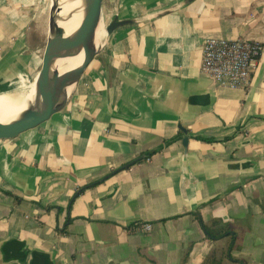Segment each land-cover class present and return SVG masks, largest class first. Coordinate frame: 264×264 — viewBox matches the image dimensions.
I'll return each instance as SVG.
<instances>
[{
  "label": "crops",
  "instance_id": "crops-1",
  "mask_svg": "<svg viewBox=\"0 0 264 264\" xmlns=\"http://www.w3.org/2000/svg\"><path fill=\"white\" fill-rule=\"evenodd\" d=\"M21 1L0 0V87L38 65ZM113 1L136 23L0 141V264H264V0ZM207 39L261 44L246 89L201 73Z\"/></svg>",
  "mask_w": 264,
  "mask_h": 264
},
{
  "label": "water",
  "instance_id": "water-1",
  "mask_svg": "<svg viewBox=\"0 0 264 264\" xmlns=\"http://www.w3.org/2000/svg\"><path fill=\"white\" fill-rule=\"evenodd\" d=\"M193 1L195 0H185L184 4ZM76 2H78L77 13L81 14V21L73 33L65 36L59 23L68 21L74 13L61 15L62 1L51 0L47 37L39 69L27 89L30 91V98L23 110L11 121L0 122V141L15 140L61 114L69 104L85 70L102 49L96 46L95 35L102 20L103 0H76ZM134 23L136 20H124L114 15L105 29L107 40L119 28ZM81 53L83 61L78 67L62 74L59 73L57 63L60 60L75 58ZM179 129L186 135L184 129L181 127ZM187 144L188 137L185 136L182 140L185 150ZM146 158L147 155H143L130 164ZM130 164L124 166L123 169L129 167Z\"/></svg>",
  "mask_w": 264,
  "mask_h": 264
},
{
  "label": "built area",
  "instance_id": "built-area-1",
  "mask_svg": "<svg viewBox=\"0 0 264 264\" xmlns=\"http://www.w3.org/2000/svg\"><path fill=\"white\" fill-rule=\"evenodd\" d=\"M261 52L256 42L207 39L201 48L200 71L220 87L243 90L250 84Z\"/></svg>",
  "mask_w": 264,
  "mask_h": 264
},
{
  "label": "bare ground",
  "instance_id": "bare-ground-1",
  "mask_svg": "<svg viewBox=\"0 0 264 264\" xmlns=\"http://www.w3.org/2000/svg\"><path fill=\"white\" fill-rule=\"evenodd\" d=\"M61 1H62L61 15L74 13L71 19H69L68 21L59 23V26L63 29L65 36H68L71 33H73L75 29H77V27L79 26L80 21H81V14L77 13L78 2H76V0H61ZM49 5H50V0H49ZM105 29H106V24L104 23V20L102 17V20L99 23V26L97 28L96 35H95V44L98 48H102L107 42V35H106ZM40 59L41 57L38 60L39 62H40ZM82 61H83L82 53L75 58L62 59L57 63L58 71L60 74H62L67 71L73 70L76 67H78L82 63ZM25 77H26V80L25 82H23L25 84H21L20 87L0 93V122L7 123L11 121L18 113H20L23 110V108L25 107V103L29 100L30 91L27 89L29 88L30 78H29V75Z\"/></svg>",
  "mask_w": 264,
  "mask_h": 264
},
{
  "label": "rangeland",
  "instance_id": "rangeland-1",
  "mask_svg": "<svg viewBox=\"0 0 264 264\" xmlns=\"http://www.w3.org/2000/svg\"><path fill=\"white\" fill-rule=\"evenodd\" d=\"M23 1H24V3H26L27 6H29L31 8L32 14H33V18L30 22V29H29V32L27 35V46L29 49L28 53L31 54V56H32L31 58L33 60L32 64H30V66H31L30 69L32 70V68H36L34 62L37 63L38 66H37L35 71H32L29 74L27 72L24 73L25 76L29 75L30 83H32L31 79H32V77L33 78L35 77V75L39 69L40 62L38 60L41 57L40 55H42V52H43L42 49H44V45L46 42L45 39L47 37V33H46L48 30V28H47L48 22L47 21H48V12H49L50 5H49V0H23ZM18 2H22V1L18 0ZM50 4H51V0H50ZM120 8H121L120 5L115 3V1L111 2V0H106L105 5L102 9V17H103V20H104V23L106 24V26L110 22V20L112 19L113 15L117 14L120 17V12H121ZM104 46L102 47V49H100L99 53H102ZM39 50L42 52H40ZM37 54H38V56H37ZM25 76L21 75L19 78L14 79L8 86L3 87V88L6 91H9L13 88L15 89L16 87L19 86V84H17L18 79L22 80L21 84H25V83H23L26 80ZM27 79H28V77H27ZM21 84H20V86H21Z\"/></svg>",
  "mask_w": 264,
  "mask_h": 264
},
{
  "label": "flooded vegetation",
  "instance_id": "flooded-vegetation-1",
  "mask_svg": "<svg viewBox=\"0 0 264 264\" xmlns=\"http://www.w3.org/2000/svg\"><path fill=\"white\" fill-rule=\"evenodd\" d=\"M0 90H1V91H6L3 87H0ZM147 228H148V230L150 229L149 227H147ZM148 230H147V231H148Z\"/></svg>",
  "mask_w": 264,
  "mask_h": 264
}]
</instances>
